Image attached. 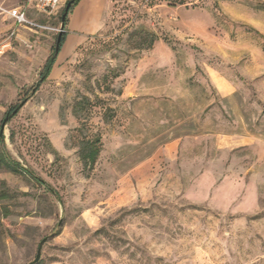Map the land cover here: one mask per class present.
Here are the masks:
<instances>
[{"label": "rangeland", "instance_id": "rangeland-1", "mask_svg": "<svg viewBox=\"0 0 264 264\" xmlns=\"http://www.w3.org/2000/svg\"><path fill=\"white\" fill-rule=\"evenodd\" d=\"M67 1L0 36L6 148L61 196L1 171L0 264H264V0H78L32 94Z\"/></svg>", "mask_w": 264, "mask_h": 264}, {"label": "trees", "instance_id": "trees-1", "mask_svg": "<svg viewBox=\"0 0 264 264\" xmlns=\"http://www.w3.org/2000/svg\"><path fill=\"white\" fill-rule=\"evenodd\" d=\"M78 0H68L65 4V7L61 14V25L62 31L59 33L61 35V41L59 44V51L63 42L66 38V30L67 23L69 20V13L72 10L74 4ZM58 35V37H59ZM158 35L155 32L147 31L145 29H141L138 31H134L129 36V41L135 45L137 49H150L154 46L155 42L158 40ZM58 40V38H57ZM56 50L52 52V54L48 57L44 67L43 72L40 75V81L31 88V93L35 94L41 84L46 81L49 77L50 72L53 68V64L56 58ZM20 109V104L15 107H12L8 114L10 117H14L17 115ZM101 138L100 136H95L93 138L85 139L83 146L80 151V156L85 166L93 167L100 155L101 152ZM3 169H8L11 172L16 173H24L33 178L36 182L41 185H44L49 191H51L57 198H61L59 192L45 179L39 176L34 170L25 167L18 160L14 159L10 153L8 152L5 144V136L0 130V173Z\"/></svg>", "mask_w": 264, "mask_h": 264}, {"label": "built area", "instance_id": "built-area-1", "mask_svg": "<svg viewBox=\"0 0 264 264\" xmlns=\"http://www.w3.org/2000/svg\"><path fill=\"white\" fill-rule=\"evenodd\" d=\"M64 0H26L27 6L33 8L35 11L43 14L50 15L54 13L62 4ZM9 14L15 19L16 24L22 25L27 23H32L34 25L40 26L39 24H35L29 21L27 17V12L25 7L18 6L9 10ZM15 32L12 31L8 39L14 35Z\"/></svg>", "mask_w": 264, "mask_h": 264}, {"label": "crops", "instance_id": "crops-1", "mask_svg": "<svg viewBox=\"0 0 264 264\" xmlns=\"http://www.w3.org/2000/svg\"><path fill=\"white\" fill-rule=\"evenodd\" d=\"M13 1H15V0H0V11L2 10V12H0V36H2L3 34L6 35V33L9 30H13V26L16 24L15 19L8 12H6V10H8V9L11 10V8H9V7ZM10 34H11V32H10ZM10 34H8L7 36L9 37ZM3 41H6V39H4ZM172 63H173V61H172ZM161 64H163V63L158 62V65L161 66ZM163 65L165 66V64H163ZM215 79L218 80V83L219 82L222 83V81L219 78H214V80ZM223 84L224 83H222L221 85H223Z\"/></svg>", "mask_w": 264, "mask_h": 264}, {"label": "water", "instance_id": "water-1", "mask_svg": "<svg viewBox=\"0 0 264 264\" xmlns=\"http://www.w3.org/2000/svg\"><path fill=\"white\" fill-rule=\"evenodd\" d=\"M60 41H61V35H59L58 37V40H57V43H56V47H55V50H56V53H58L59 51V44H60ZM22 105L20 104V107ZM9 121V118L5 119L4 122H3V125H2V129H1V132L4 134V128L6 126V124L8 123ZM48 240V237H45L41 242H40V245H39V248H38V251H37V255L35 257V259L33 261H31L30 263L28 264H36L37 262L40 261L41 259V255H42V248H43V245L47 242Z\"/></svg>", "mask_w": 264, "mask_h": 264}]
</instances>
